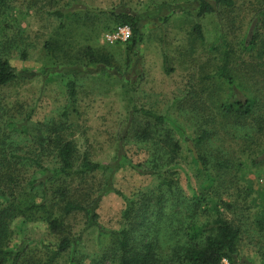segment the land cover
<instances>
[{
  "label": "rangeland",
  "instance_id": "1",
  "mask_svg": "<svg viewBox=\"0 0 264 264\" xmlns=\"http://www.w3.org/2000/svg\"><path fill=\"white\" fill-rule=\"evenodd\" d=\"M204 1L213 12L200 19L195 18L198 0L0 3V58L17 75L0 88V193L8 198L9 193L17 198L33 196L28 183L41 178V168L51 176L57 167L58 137L74 145L76 166L86 155L112 171L111 176L109 169L74 180L73 189L82 195L88 214L66 219L63 236L72 247L56 264H117L108 253L109 234L128 223L122 217L125 203L116 192L138 200L156 186L154 177L131 166L145 162L149 148L137 139L136 129L145 119L139 113L131 116L133 110L166 116V126L180 144L177 160L169 168L179 184L178 196L205 200L197 212L198 223L221 218L239 228L233 264H260L264 96L256 115L238 125L221 117L218 108L228 88L212 77L227 49L236 84L264 93V57L243 45L258 12L264 10V0H230V7ZM112 10L139 18L141 40L133 53L126 51L131 33L126 41L105 40L107 34L124 28L111 18ZM196 23L201 39L193 33ZM88 51L95 61L108 62L91 63ZM205 129L213 135L198 151L189 141ZM196 153L204 156L207 171L196 161ZM3 199L0 195V204ZM173 209L175 224L191 215L190 207ZM91 215L97 217L94 223ZM9 228L10 248L39 255L54 251L62 238L51 234L43 221L22 217L14 218ZM166 243L160 239V244Z\"/></svg>",
  "mask_w": 264,
  "mask_h": 264
},
{
  "label": "trees",
  "instance_id": "2",
  "mask_svg": "<svg viewBox=\"0 0 264 264\" xmlns=\"http://www.w3.org/2000/svg\"><path fill=\"white\" fill-rule=\"evenodd\" d=\"M4 1L0 0V3ZM215 4L232 6L230 0H215ZM212 12L210 4L204 0H198L196 19ZM110 16L119 25L129 27L131 39L126 44V51L133 53L141 40L138 28L139 18L131 13H117L116 10L110 11ZM193 33L198 39L202 38L199 23L194 25ZM243 45L246 50L256 51L259 57H264V10L258 12L250 37L243 42ZM88 54L91 63L108 62L106 58L95 61L92 51H88ZM230 55L231 52L225 49L221 57V66L218 67L212 79L220 83L225 82L228 88L227 95L218 108L221 117L229 118L240 125L239 122H244L256 115L264 93L257 94L236 84L235 76L229 67ZM262 75L264 82V72ZM16 76L9 62L0 58V88L12 83ZM70 93L72 97V89ZM135 113H139V116L145 119L144 124L136 129L137 139L149 148H147L148 158L145 162L131 166L138 173L154 177L156 186L149 191V194L142 193L138 200L128 199L116 192L125 203L122 217L128 225L120 231L109 234L110 242L107 249L111 258L117 264H225V261L233 264L237 255L240 229L221 218L211 223H198L197 212L205 200L196 202L194 196L193 200L183 199L182 195L178 196L179 184L177 179L173 178L169 168L177 160L180 144L175 139L173 131L166 126V116L146 110H133L131 116ZM208 130H202L189 141L198 151L213 135ZM56 142L54 141L57 167L51 176H47V170L41 168V178L28 183L29 188L35 192L33 196L21 195L17 198L9 193L8 198L5 196L6 193H0L4 198L3 203L0 204V264H56L61 255L72 247L70 239L63 236L66 233V219L76 213L88 214L82 195L77 194L73 189L74 180H82L91 173L106 172L109 169L108 176L112 175L111 167L93 163L86 155L76 166L74 145L69 141H63L60 137ZM203 157L195 154L196 161L203 166L204 171H207V161ZM45 175L47 177L44 179ZM173 207H179L180 212L190 207L191 215H187V220L180 219L175 224L173 223ZM17 217L30 221H43L51 234L62 237L56 249L39 255L34 250L27 252L25 248L19 247L15 250L10 248L9 226ZM96 218V215H91L93 223ZM161 229L163 234L160 236ZM162 238L167 239L169 243L160 244ZM260 260V264H264V253L261 254Z\"/></svg>",
  "mask_w": 264,
  "mask_h": 264
},
{
  "label": "built area",
  "instance_id": "3",
  "mask_svg": "<svg viewBox=\"0 0 264 264\" xmlns=\"http://www.w3.org/2000/svg\"><path fill=\"white\" fill-rule=\"evenodd\" d=\"M130 29L127 26H124V28L118 29L112 34H107L105 36V40L109 44H113L115 41L120 40V41H126L129 36H130Z\"/></svg>",
  "mask_w": 264,
  "mask_h": 264
}]
</instances>
